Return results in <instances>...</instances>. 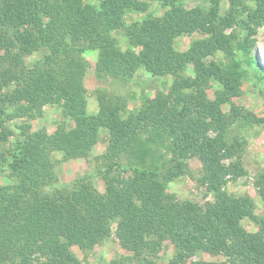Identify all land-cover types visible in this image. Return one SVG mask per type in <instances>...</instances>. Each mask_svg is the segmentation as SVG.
<instances>
[{
  "label": "trees",
  "instance_id": "1",
  "mask_svg": "<svg viewBox=\"0 0 264 264\" xmlns=\"http://www.w3.org/2000/svg\"><path fill=\"white\" fill-rule=\"evenodd\" d=\"M96 1L0 0V169L6 165L15 177L13 184L0 185V264H80L67 238L73 237L81 250H91L112 235L114 223L120 244L133 254L124 259L127 264H158L167 239L175 247L169 264H219L192 261L205 240L215 241L226 255L238 256L240 264H264L263 234L242 225L245 219L255 220L252 201L222 191L230 175H243L238 165H225L242 144L228 142L237 119L222 111L237 95L240 75L234 70L229 78L203 62L224 46V30L239 24L250 36L264 24V0H254L253 10L248 0H212L210 9L159 0L170 8L163 18L149 13L128 26L125 16L146 12V3ZM222 1L230 5L224 17L219 13ZM117 30L125 32L133 50H121L112 34ZM197 31L210 37L187 52L176 51L177 35ZM250 44L245 40L241 48ZM43 51L29 67L27 57ZM88 51L98 52L96 69L112 80L129 82L143 69L154 77L170 74L176 84L168 95L147 99L127 118L105 96L99 113L91 116L84 86ZM189 64L195 78L184 76ZM212 78L225 87L215 101L188 92ZM47 105L66 111L75 123L71 135L61 127L48 134L46 129L31 131L27 123L15 130L9 125L33 119ZM191 107L197 118L191 117ZM257 122L264 125V118ZM150 127L168 141L169 160L153 159L141 140L139 131ZM102 128L110 132L107 167L100 172L105 192L97 190L90 175L59 186L53 155L62 154V161L89 157ZM210 131L218 134L212 138ZM193 157L201 161L202 181L215 197V203L204 207L181 202L168 191L171 182L189 171ZM259 193L264 203V186Z\"/></svg>",
  "mask_w": 264,
  "mask_h": 264
},
{
  "label": "rangeland",
  "instance_id": "2",
  "mask_svg": "<svg viewBox=\"0 0 264 264\" xmlns=\"http://www.w3.org/2000/svg\"><path fill=\"white\" fill-rule=\"evenodd\" d=\"M85 3L96 5V0H84ZM147 4V11L140 13H128L125 16L126 25L144 19L149 13L156 18H163L170 8L161 6L159 0H140ZM186 9L201 7L210 9L212 0H177ZM246 5L250 9H255L254 0L247 1ZM229 3L222 1L219 4V13L222 17L229 14ZM119 41L123 51L133 50L128 38L123 30L112 33ZM225 44L218 47L213 53L203 59L206 64H214L226 75L235 70L238 71L241 79L238 93L231 99L230 103L222 105V111L226 115L236 117V122L231 126L228 133V142L238 140L242 145L234 152L232 160L225 161L227 167L232 164L238 165L243 170V175L228 177V183L223 188V192L235 197H247L254 206L255 220L245 219L243 227L251 233H260L264 236V203L260 197V189L264 186V125L257 120L264 118V24L254 28V33L249 36V32L239 24L224 30ZM210 35L203 31L194 33H181L174 39L176 51L187 52L195 42L204 40ZM245 40L251 41L249 49H242ZM136 49V48H135ZM2 52V51H1ZM0 52V54H1ZM45 52L34 53L27 57L26 63L32 67L34 63L41 59ZM85 57L90 62L84 86L88 99V114L93 116L99 113L101 99L112 102L109 105H116L117 110L123 118L136 114L144 105L147 99H155L158 94L168 95L172 87L176 84V78L170 74L154 77L145 70L140 69L133 80L129 82H119L112 80L99 73L96 69L98 59L97 51H88ZM185 77L195 78L194 66L189 64L184 72ZM227 76V78H228ZM190 94L194 93L201 100L215 101L218 94L225 92V87L219 81L212 78L207 85L198 89H188ZM192 108L191 117H198L196 108ZM20 123H27L31 131L46 129L48 134L55 133L59 127L66 130L71 135L75 129V123L66 114V111L57 106L39 107L35 111L33 119L13 120L9 125L15 130V126ZM18 131L16 130V134ZM143 143L153 152V159L159 158L169 160L168 141L156 135L152 128L146 131H139ZM210 137H215L218 132L210 131ZM14 139H12L13 141ZM110 144V132L107 128H102L99 140L94 146L92 153L87 158H76L62 161L63 155L58 153L53 155L57 161V176L59 186L71 184L74 181L92 176V181L100 193L105 192V183L101 177V170L106 168L105 158ZM11 145V144H10ZM9 146H2L6 150ZM147 159H150L146 157ZM163 160V161H164ZM189 171L171 182L168 191L181 202H191L194 205L206 206L215 203V197L208 191L207 185L202 181V163L198 157L189 160ZM123 176V175H122ZM124 179H131L132 176L125 175ZM15 182V177L5 165L0 169V185L7 186ZM117 223L112 226V235L97 244L91 250H81L74 242L73 237H68L71 242V250L75 261L80 264H111L115 261L120 264H127L125 258H131L132 252L127 247L120 244L116 235ZM175 253V247L170 239L163 241L162 249L158 255V264H169ZM195 262L219 263V264H240L238 256L226 255L215 241L205 240L199 244L196 255L192 258Z\"/></svg>",
  "mask_w": 264,
  "mask_h": 264
},
{
  "label": "bare ground",
  "instance_id": "3",
  "mask_svg": "<svg viewBox=\"0 0 264 264\" xmlns=\"http://www.w3.org/2000/svg\"><path fill=\"white\" fill-rule=\"evenodd\" d=\"M263 56H264V53H263Z\"/></svg>",
  "mask_w": 264,
  "mask_h": 264
}]
</instances>
